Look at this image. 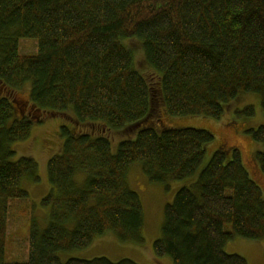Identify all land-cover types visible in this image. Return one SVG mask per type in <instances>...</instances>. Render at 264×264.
<instances>
[{
  "label": "trees",
  "instance_id": "16d2710c",
  "mask_svg": "<svg viewBox=\"0 0 264 264\" xmlns=\"http://www.w3.org/2000/svg\"><path fill=\"white\" fill-rule=\"evenodd\" d=\"M132 37L141 40L156 84L134 68L121 41ZM21 38L35 39L37 52L21 54ZM27 83L26 112L0 94V264H139L105 256L61 261L58 254L107 231L142 242V203L127 184L134 162L156 183L187 178L201 164L214 135L160 125L151 116L155 102L169 116L219 119L231 99L252 92L264 115V0H0V86L12 92ZM69 111L75 123L134 126L136 135L112 152L106 135L62 126V151L47 162L53 187L41 200L50 207L48 224L40 230L33 221L26 259L6 261L12 204L28 200L21 181L39 180L36 161L12 159L11 144L26 139L43 114ZM245 131L263 145L256 160L264 175V123ZM235 237L264 239V196L240 150L219 148L166 204L152 251L173 264H247L224 251Z\"/></svg>",
  "mask_w": 264,
  "mask_h": 264
},
{
  "label": "rangeland",
  "instance_id": "374dc122",
  "mask_svg": "<svg viewBox=\"0 0 264 264\" xmlns=\"http://www.w3.org/2000/svg\"><path fill=\"white\" fill-rule=\"evenodd\" d=\"M122 43L130 50L133 65L151 83H157L158 75L151 68L144 55L141 40L135 37L122 39ZM21 54L37 52V41L32 38H21L18 44ZM0 94L8 95L16 103L17 113L26 112L29 105V83L24 84L17 91H9L0 86ZM152 117L158 118L157 123L167 127H197L209 130L214 139L205 145L203 160L195 173L181 180H169L165 183H156L148 180L142 169V163L134 162L127 172V184L140 198L143 208L144 225L142 228L143 240L141 243L121 241L112 231L97 236L85 248L61 251L58 256L61 261L76 257L91 259L96 256H105L111 260L121 258L132 259L139 264H173L170 257H157L153 254V242L160 236L164 220V208L172 202L176 191L183 186H191L198 174L206 165L213 151L224 149L228 151L237 147L242 155L243 164L249 175L258 183L264 196V175L260 171L256 160V152L263 149V145L256 142L248 128H256L264 123V115L259 95L252 92H241L231 99L224 107L219 119H212L203 115L169 116L162 105L155 102ZM251 114H247L248 109ZM38 113V112H37ZM41 114V112H39ZM62 126L72 131L94 130L95 133L106 135L111 143V151L115 152L121 140L134 138L137 129L125 127L122 129H108L100 124L75 123L72 111L59 115L43 114L41 122H34L29 136L11 144L16 160L21 156H29L37 163L39 180L24 177L21 186L28 192V200L15 201L10 210L7 225V239L5 260L9 262L21 261L27 257V238L32 222L38 229H44L49 221L50 207L41 204V200L52 190L47 176L48 159L62 151L64 136ZM135 130V131H134ZM134 131V132H133ZM83 175L84 173L80 172ZM230 231V224L225 225ZM227 253H237L243 256L247 264H264V239L252 240L231 238L224 245Z\"/></svg>",
  "mask_w": 264,
  "mask_h": 264
}]
</instances>
